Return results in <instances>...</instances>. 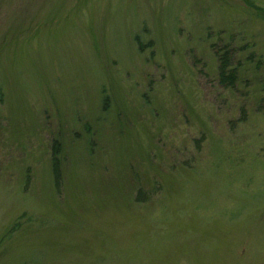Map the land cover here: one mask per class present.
<instances>
[{"label":"rangeland","instance_id":"1","mask_svg":"<svg viewBox=\"0 0 264 264\" xmlns=\"http://www.w3.org/2000/svg\"><path fill=\"white\" fill-rule=\"evenodd\" d=\"M0 264H264V0H0Z\"/></svg>","mask_w":264,"mask_h":264},{"label":"trees","instance_id":"2","mask_svg":"<svg viewBox=\"0 0 264 264\" xmlns=\"http://www.w3.org/2000/svg\"><path fill=\"white\" fill-rule=\"evenodd\" d=\"M220 65H219V80L222 84H230L232 85L235 81V73L234 71H231L232 73L227 75L228 71V60L225 53H223L220 57ZM59 145V144H58ZM60 150L55 149V151L52 153V164H53V173L55 174L56 182H60L61 178V172L59 169V159H58V153Z\"/></svg>","mask_w":264,"mask_h":264}]
</instances>
